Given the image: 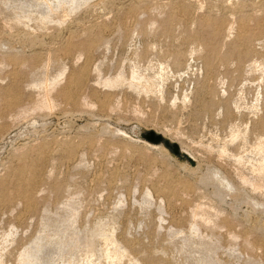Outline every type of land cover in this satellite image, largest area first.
I'll return each mask as SVG.
<instances>
[{
	"label": "rangeland",
	"instance_id": "rangeland-1",
	"mask_svg": "<svg viewBox=\"0 0 264 264\" xmlns=\"http://www.w3.org/2000/svg\"><path fill=\"white\" fill-rule=\"evenodd\" d=\"M0 264H264V0H0Z\"/></svg>",
	"mask_w": 264,
	"mask_h": 264
},
{
	"label": "water",
	"instance_id": "water-1",
	"mask_svg": "<svg viewBox=\"0 0 264 264\" xmlns=\"http://www.w3.org/2000/svg\"><path fill=\"white\" fill-rule=\"evenodd\" d=\"M143 137H145L147 140L152 141L154 143H159L163 141L176 154L179 153L181 150L180 146L177 143H170L168 140L164 139L161 134H158L154 131H148L146 133H143Z\"/></svg>",
	"mask_w": 264,
	"mask_h": 264
}]
</instances>
